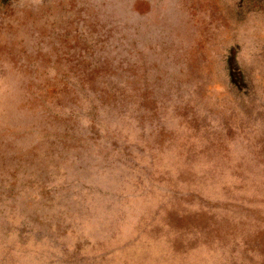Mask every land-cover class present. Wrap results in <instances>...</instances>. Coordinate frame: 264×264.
I'll list each match as a JSON object with an SVG mask.
<instances>
[{
    "label": "rangeland",
    "instance_id": "1",
    "mask_svg": "<svg viewBox=\"0 0 264 264\" xmlns=\"http://www.w3.org/2000/svg\"><path fill=\"white\" fill-rule=\"evenodd\" d=\"M0 264H264V0H0Z\"/></svg>",
    "mask_w": 264,
    "mask_h": 264
}]
</instances>
